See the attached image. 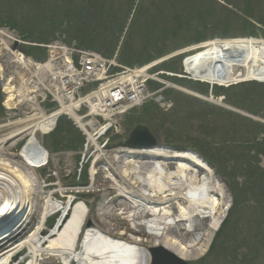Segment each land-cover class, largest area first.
<instances>
[{
  "label": "bare ground",
  "instance_id": "bare-ground-1",
  "mask_svg": "<svg viewBox=\"0 0 264 264\" xmlns=\"http://www.w3.org/2000/svg\"><path fill=\"white\" fill-rule=\"evenodd\" d=\"M8 55V49H0V57L7 59ZM11 60L15 63L13 70L24 63L20 56ZM184 65L195 79L211 85L228 86L247 80L264 83V39L209 41L187 57ZM10 77L8 90L15 81L18 91L17 101L8 105L16 107L22 102V89L30 92L29 80L33 76L20 69L18 76L12 73ZM57 115L50 119V125H54ZM36 121L37 111L15 122L17 129L0 139V229L15 226L0 237V264H11L24 249L28 250L24 264H150L147 247L126 237L129 229L138 235L147 234L148 230L154 246L185 261L196 260L207 252L230 210L229 190L196 154L165 148L147 151L155 162L129 160L121 168L93 169L91 186L116 197L104 206L102 224L88 226L84 232L89 208L79 202L46 232L49 216L61 205L53 200L51 192H43L34 173L49 156L38 139L45 128ZM21 137L29 140L19 153L4 149ZM111 207L117 210L111 213ZM35 222L34 229L23 238ZM120 225L124 227L119 228Z\"/></svg>",
  "mask_w": 264,
  "mask_h": 264
},
{
  "label": "rangeland",
  "instance_id": "rangeland-1",
  "mask_svg": "<svg viewBox=\"0 0 264 264\" xmlns=\"http://www.w3.org/2000/svg\"><path fill=\"white\" fill-rule=\"evenodd\" d=\"M81 1L82 0H6L0 5V22L16 23L22 27H26L32 32V40L35 44H46L38 41V38L47 36L46 38L50 39L53 35L56 36L55 40L60 39L68 45L75 44L78 46L77 41L71 40L73 39L72 37H74L73 24L76 23L75 17L79 14L88 16V13H91L89 20H87L90 24L89 29L100 37H106V35L104 36L105 29L97 27L99 24L95 22V20L98 19L95 14L97 10H94V12L93 9L87 10L84 8L85 11H81ZM103 1L105 3L106 17H104V20L100 23L104 24L107 29V41L110 42L114 40L116 43L118 42L116 51H118L120 44L119 51H121L122 45L129 37L133 40L139 39L145 43L149 42L148 45L150 46V42L156 41L158 36L163 32L164 25L162 24L167 23V19L170 20V15L176 11V9L171 10L174 8L173 6H176L178 9L182 8L180 10L183 11V9L195 10V8L191 6L198 5L199 10L207 12L204 21L201 22V20L197 19L192 20V25H207L208 28L204 31V34L208 38L204 40V43L213 41L214 39H237L241 37V34L246 31L244 23L247 18L243 13V9L250 8L254 11V18L248 19V21L255 24L258 28L256 31L259 36L255 37V39H264V36L260 35L264 32V0ZM67 2L69 3L67 4ZM126 17L124 31L119 34L117 33V29L119 25L124 23ZM0 28L8 29L7 27H2V25H0ZM112 29H114V32ZM15 32L19 36H22L20 30ZM175 42L176 44L173 46L165 45L163 49L174 48L179 45V42ZM107 47L108 46H105L103 49L106 50ZM184 48H179L178 50L174 49L170 53H166L163 57L174 54ZM151 53H156V50H151ZM178 59V70L174 71L176 73L183 70V59ZM171 61L172 60H169L167 63ZM164 64L159 66V68ZM161 80L171 83V80L167 78L166 80L165 78ZM167 91H174L177 93L172 95L167 94L166 96L173 102V108L165 112L158 107L157 103L154 105V103L150 102L145 108H150L152 114L141 118L143 121L142 124L139 125L149 128L161 147L185 149L200 156L227 186L230 196L229 200L231 201L230 210L224 221H228V226L226 225L227 228L223 229L226 237L223 239V234L218 241L220 244L223 242L222 248L224 251L222 252L221 249H217L216 252L214 250L210 253L213 242L219 233L217 231L218 233H215L207 252L202 257L187 262L189 264H264V196L260 195L258 190L250 191L252 182L240 169V167L246 163L242 157L246 155V152L249 150L247 148L258 142L261 145L264 144V129L259 128L258 130L254 125L240 118L245 116L235 112L233 113L237 116H231L230 112L232 111L223 107V105L231 106L226 104L223 98V100L220 101V98L202 95L206 98L205 100H195L196 98L190 95L188 96L176 88L169 87ZM174 95L179 96L177 100L174 98ZM262 97L263 98L260 99L259 102L257 100L253 102L248 101L245 102V105L259 111V117L253 116L255 119L250 118V120L264 127V123L258 121L259 119L264 120V95ZM221 103L223 105H221ZM141 109L142 108L128 114L126 117L128 121L126 120L122 126L124 134H129L133 128V124L140 120L139 114H142ZM130 119H132L130 122L133 123L130 124L132 127L128 124ZM247 119L249 118L247 117ZM6 127L7 126L3 127V131H0V139L10 133V130H8L9 128ZM56 138L57 136L55 135L46 137L44 140L39 137V141L44 145L45 143L53 144ZM27 141V137H21L14 142H9L5 150H8L10 153H19ZM122 141L123 138L118 137L114 139L112 143L116 145L120 144ZM46 150H49L50 156L51 158L53 157V159L45 168L41 170L36 169L34 173L39 185L43 188V192H51L53 200H56L58 204L60 203L61 208L51 213L46 222L45 231H50V229L58 223L62 213L60 211L64 209L67 200L73 198H76V205L79 202H85L87 204L89 208L86 218L87 224L90 226L102 224L101 214L104 211V206L106 208L112 200H116V197L114 193H106L97 187L91 186L93 182V168L90 167V165H88L87 168L86 166L81 168L80 161L82 150L80 148L76 151ZM129 150L133 153H137L138 151L142 153V150ZM177 151L180 152V150ZM255 152L256 149L251 150L250 159H252L255 167L264 170V155H260L258 159H255ZM149 156V153L137 155V158L135 155L133 161L150 163L154 160L153 162H155V159L151 160L154 156L147 159ZM122 163L124 162L119 161V164H109L108 167L115 166L114 169H117L116 167L121 168L123 167V165H121ZM106 166L100 165V168L102 169ZM85 172L88 175V179L90 178V181L83 187V177L80 175L83 176ZM61 192L65 194L63 195ZM237 196L239 198H237ZM115 210H117V207H111V213ZM39 215L40 209L36 211V216L38 217ZM35 224L36 222L31 225L30 229L24 232L23 238L29 235L30 231L34 229ZM14 227L13 225H8L1 228L0 235L7 234L8 231L14 230ZM123 227L122 225L119 226V228ZM128 227L130 228L129 225ZM129 231L134 232L130 229ZM129 231L126 235L127 238H131ZM147 231L148 230H146V232ZM139 236L142 237L140 240L137 239L140 244L146 246L147 249L154 247V238L148 236L145 232L141 233ZM40 241L42 242V239H40ZM251 249L257 250L258 255L251 253ZM27 254L28 250L24 249L12 259L11 264H16V262L24 264Z\"/></svg>",
  "mask_w": 264,
  "mask_h": 264
},
{
  "label": "built area",
  "instance_id": "built-area-1",
  "mask_svg": "<svg viewBox=\"0 0 264 264\" xmlns=\"http://www.w3.org/2000/svg\"><path fill=\"white\" fill-rule=\"evenodd\" d=\"M45 47L44 63L24 59L22 70L30 72L33 78L29 80L30 92H25V87L22 89L19 97L22 102L16 107L8 105L17 101L15 81L10 83V90L8 86L5 88L8 120L21 121L37 111L36 123L45 128V136L55 129L59 117L67 116L85 135L81 164L108 160L109 132H118L124 114L151 97L147 82L154 77L146 69L115 71L122 68L115 60L62 41ZM56 114L52 126L49 121Z\"/></svg>",
  "mask_w": 264,
  "mask_h": 264
},
{
  "label": "trees",
  "instance_id": "trees-1",
  "mask_svg": "<svg viewBox=\"0 0 264 264\" xmlns=\"http://www.w3.org/2000/svg\"><path fill=\"white\" fill-rule=\"evenodd\" d=\"M6 0H0V5L3 4ZM69 2H67L68 4ZM79 6V5H78ZM181 6V5H180ZM189 6V5H187ZM80 7L81 11H85L84 8L87 10H97V18L95 22H97L99 25L97 27L105 29L104 36L106 37H100L96 35L92 30L89 29V23L87 20H89V16L91 13H88V16L79 14L78 16L75 17L76 23L73 24L74 26V37L71 40L77 41L78 47L83 48V49H88V50H93L96 52H99L103 54V56L107 58H111L115 55V52L117 50L118 42L112 40L110 42L107 41V34H106V27L104 24H101L102 21L104 20V17H106L105 14V3L103 0H82L80 2ZM173 9H176V11L170 15L171 19H167V23H163V32L158 36L156 41L150 42V46L148 43L143 42L142 40L136 39L133 40L129 37L124 44L122 45V49L119 53V60L122 64L130 67H135V66H141L143 64H148L156 59H159L163 56H165L166 53H170L174 49H179L183 48L186 46H190L193 44H198L206 40L208 37L204 34V31L207 30V25L206 24H194L192 25V22L190 20L195 19V18H203L207 15V12H202L199 10L198 5L191 6L192 8H195V10H187V9H182V8H177L176 6H173ZM172 9V10H173ZM253 12L250 8H245L243 9L244 15L249 18L253 19L254 15ZM80 13V12H79ZM179 14V15H178ZM127 17L124 19V23L119 25L117 29V33L121 34L124 31V26H125V20ZM112 20V19H109ZM101 22V23H100ZM71 23V21H70ZM107 23V22H106ZM101 24V25H100ZM245 32L241 34V37H258L257 33V26L248 20H245ZM0 25L9 27L12 30H20L22 33V36L33 43V37H32V32L28 30L26 27H22L16 23H6V22H0ZM28 26V25H27ZM114 32V29H112ZM264 36V32L260 34ZM129 36V35H128ZM47 37V36H46ZM46 37H40L38 38L41 43H48L56 39V36H53L49 39ZM213 37V36H212ZM179 42V45L175 46L174 48L171 47L169 49H163L164 46H173L176 44V42ZM40 44V43H39ZM105 46H108L106 50L103 48ZM140 46V48H139ZM163 46V47H162ZM104 50V52H103ZM151 50H156V53L152 54ZM26 54L28 56H32L38 60H42L45 58V51L42 48L39 47H27L26 48ZM179 59H173L170 63H165L161 69L164 70H170L172 72L177 71V62ZM174 83L177 85H180L181 87H184L188 90H191L195 93H198L200 95L208 96L209 95V87L206 84H201L197 82H192L188 81L185 79H173ZM263 85L259 83H243L237 86L230 87L228 89L225 88H220V87H214L213 89V95L215 97H225V103L242 110L244 112H247L250 115L253 116H258L259 117V111L255 110L252 107H248L245 105V102L251 101L253 102L254 100H257L259 102L260 99H262L264 93H263ZM165 94L167 95H172V94H177L174 91H166ZM175 99L179 97L178 95H174ZM199 100V99H195ZM2 103V98H1V93H0V120L4 116V109L1 105ZM147 106H144L142 109V114L140 115V120L137 121L135 124L136 126L139 124H142V119L146 115H151L152 110L149 108H145ZM231 116H237L235 113L230 112ZM152 118V117H151ZM243 119V121H247L254 125L258 130L261 127L259 126V123H253L250 119H247L245 117H240ZM127 120V119H126ZM132 119L129 120V125L133 124L130 123ZM128 121V120H127ZM135 124H133V128L135 127ZM132 127V125H130ZM51 135L57 136L56 141L53 142V144H47V147L50 150L54 151H59V150H71V151H76L79 148L82 147L83 144V138L81 134L78 132V130L74 127L72 122L68 120L67 118H62L56 130L54 133ZM50 135V136H51ZM254 146V147H253ZM253 146H249L247 149H249L246 152V155L242 157L246 163L240 167V169L245 173V175L248 177V179L252 182V186L250 191H255L258 190L260 195L264 196V170L261 168L255 167V165L252 162V159L250 154L251 150H255V159H258L260 155H264V144L261 145L259 142L256 143ZM234 149H239V148H234ZM87 177L86 174H84L82 183L87 184ZM237 198H239L237 196ZM231 216V215H230ZM228 224V221H226L219 233L217 234L215 241L213 242V245L211 247V251L216 252L217 249H221L222 252L224 249L222 248L223 242L218 243L220 236L224 234L223 239L226 237L225 231L223 229L227 228L226 225ZM228 226V225H227ZM251 253L258 255L257 250L251 249ZM254 255V256H255Z\"/></svg>",
  "mask_w": 264,
  "mask_h": 264
},
{
  "label": "water",
  "instance_id": "water-1",
  "mask_svg": "<svg viewBox=\"0 0 264 264\" xmlns=\"http://www.w3.org/2000/svg\"><path fill=\"white\" fill-rule=\"evenodd\" d=\"M229 85L232 84L229 83ZM127 145L133 148L151 149L157 147L158 143L146 127L138 126L130 133ZM148 251L150 254V264H189L163 247H152Z\"/></svg>",
  "mask_w": 264,
  "mask_h": 264
}]
</instances>
